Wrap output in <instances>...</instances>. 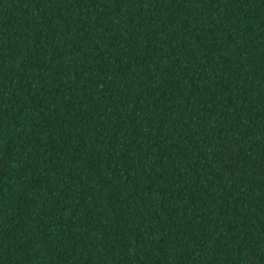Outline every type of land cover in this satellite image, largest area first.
Masks as SVG:
<instances>
[{
	"label": "trees",
	"instance_id": "1",
	"mask_svg": "<svg viewBox=\"0 0 264 264\" xmlns=\"http://www.w3.org/2000/svg\"><path fill=\"white\" fill-rule=\"evenodd\" d=\"M0 264H264V0H0Z\"/></svg>",
	"mask_w": 264,
	"mask_h": 264
}]
</instances>
